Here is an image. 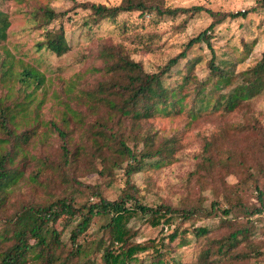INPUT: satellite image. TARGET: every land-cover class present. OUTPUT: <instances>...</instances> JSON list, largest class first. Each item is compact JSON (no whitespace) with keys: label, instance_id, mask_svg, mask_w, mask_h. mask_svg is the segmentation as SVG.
<instances>
[{"label":"trees","instance_id":"16d2710c","mask_svg":"<svg viewBox=\"0 0 264 264\" xmlns=\"http://www.w3.org/2000/svg\"><path fill=\"white\" fill-rule=\"evenodd\" d=\"M70 1L72 5L66 10L56 11L46 4H38L30 11L31 21L42 28V38L35 44L36 48L49 49L56 55L65 53L70 46L62 20L70 18L68 12L77 8L86 12L81 16L80 24L87 30L103 20H113L121 13L132 11H139L141 16L148 13L156 16L192 15L205 11L211 21L206 28L190 37L181 51L154 70L145 69L120 45L106 44L102 47L103 64L106 72L111 74L89 95L105 103L123 120L97 119L92 123L94 142L98 146H106L100 153V165L94 163L92 170L99 176L112 174L117 167L123 170L124 183L114 198L104 193L100 182L80 179L72 166L68 139H65L63 129L51 121V126L61 137V144L49 173L37 175L43 182V190L25 201L8 203L6 198L10 186L22 175L16 159H25L28 155L25 143L33 131V123L25 114L31 105L30 109L39 106L34 93L43 85L44 73L32 65L19 73L24 101L13 97L8 99L0 94V264H164V238L132 241L137 229L129 222L137 216L147 218L150 225L160 226V230L164 226L171 228L170 241L180 231L203 238L196 262L178 261L173 264L262 262L264 175L256 177L249 169L241 183L222 185L224 192L219 198L210 199L205 204L208 198L202 193H198L195 200L190 199L187 193L188 200L184 205H175L168 199L153 203L145 201L132 176L146 167L168 161L177 148L168 136L156 140L149 121L158 113L180 111L186 107L189 89L184 92V87L188 79L177 84L170 81V76L172 68L187 57L192 46L205 43L209 48L211 57L206 64L210 77L214 78L211 86L217 92L213 98L210 94L204 95L205 83L195 81L193 103L188 107L192 116L211 105L214 108L223 105L231 110L264 88L263 50L259 59L240 72L241 85L226 92L219 91L222 86L231 85V74L217 63L210 41L211 31L217 23L226 18L245 16L250 11L264 12V0H256L254 5L243 11L212 10L203 5L171 6L165 0H120L114 4ZM55 20L59 22L58 26H50ZM8 25L9 20L0 11V39L5 37ZM223 170L207 155L197 160V169L191 174L201 173L207 178L212 177L216 183L215 175ZM251 195L257 202H249ZM214 218L217 222L213 225H195L197 220ZM94 224L96 235L87 237ZM185 243L184 237L180 238L179 245Z\"/></svg>","mask_w":264,"mask_h":264},{"label":"rangeland","instance_id":"374dc122","mask_svg":"<svg viewBox=\"0 0 264 264\" xmlns=\"http://www.w3.org/2000/svg\"><path fill=\"white\" fill-rule=\"evenodd\" d=\"M89 1L114 4L120 0ZM165 1L171 6L203 5L212 10L243 11L254 5L256 0ZM38 4H46L56 11L69 9L72 5L70 0H0V11L9 20L5 37L0 39V94L8 99L13 97L14 100L24 101L18 75L25 67L32 65L45 76L43 85L34 93L39 106L30 109L31 105L25 114L33 123L32 134L25 143L28 155L25 159H16L22 175L10 186L6 201L13 204L25 201L43 190L39 176L49 173L61 144V137L51 126V121L63 129L69 142L72 166L80 179L100 182L104 193L114 198L124 183L123 170L117 167L112 174L102 176L92 170L94 163L100 165V153L106 148L94 142L92 123L97 119L123 120L105 103L89 95L111 74L104 67L102 47L106 44L120 45L145 69L154 70L181 51L190 37L206 28L211 17L205 11L192 15L178 13L175 16H156L152 13L141 16L139 11H132L121 13L113 20H103L87 30L80 24L81 16L86 12L77 8L68 12L70 18L62 20L70 48L62 55H56L49 49L35 46L42 38V28L31 21L30 11ZM58 23L55 20L50 26L54 24L57 27ZM211 34L216 61L231 74V85L222 86L219 90L226 92L241 85L240 72L259 59L264 50V12L250 11L245 16L226 18L215 25ZM210 57L211 52L205 43L195 44L189 49L187 57L179 60L171 70L172 83L188 79L184 87V92L189 89L187 105L180 111L158 113L149 121L156 140L168 136L177 148L168 161L133 174V181L140 187L147 202L168 199L175 205H184L188 200L187 193L192 200L202 193L208 198L205 201L208 204L210 199H217L224 192L222 185L241 183L249 169L256 177L264 175V88L231 110L223 105L215 108L211 105L194 116L188 111L193 103L195 81L205 83L204 95L217 96L211 86L214 78L210 77L206 64ZM207 155L224 169L215 175L220 187L215 185L212 177L191 174L197 169V160ZM248 200L257 202L252 195ZM216 222L215 218L197 220L195 225H213ZM129 224L137 229L133 242H142L150 237L164 238V264L196 262L203 238L180 231L170 241L171 228L164 226L160 230V226L150 225L143 216L133 217ZM95 226L89 228L87 237L96 235ZM182 237L186 243L179 245ZM255 264H264V260Z\"/></svg>","mask_w":264,"mask_h":264}]
</instances>
